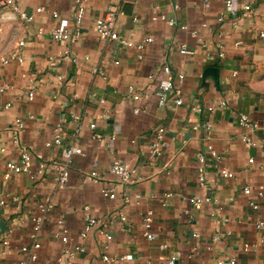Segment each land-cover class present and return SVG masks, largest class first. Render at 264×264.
I'll return each mask as SVG.
<instances>
[{
    "label": "crops",
    "instance_id": "0c3cea01",
    "mask_svg": "<svg viewBox=\"0 0 264 264\" xmlns=\"http://www.w3.org/2000/svg\"><path fill=\"white\" fill-rule=\"evenodd\" d=\"M15 2L34 20H22L8 9L0 14V59L18 51L24 60L11 59L0 70V86L8 87L0 93V264H55L60 258L63 264H168L172 256L176 264H264V225L259 226L264 198L256 196L264 187V0H84L82 36L76 43L50 37L61 22L75 30V0ZM112 7L122 8L116 30L124 38L152 42L137 50L99 37L94 24ZM161 15L175 19L176 26L154 20ZM183 46L193 54L182 55ZM166 65L171 75L164 73ZM162 81L173 86L164 106L157 97ZM226 99L230 109L216 107ZM8 103L12 107L6 110ZM197 106L216 110L199 115L193 111ZM242 113L258 125L254 133L240 125ZM18 120L24 131L15 142ZM59 126L64 143L83 150L71 160L63 188L51 175L32 179L8 171L6 164L18 163L23 147L41 152L50 164L63 163L57 147H45ZM161 126L165 148L161 157L152 158L154 131ZM249 134L256 147L243 142ZM209 144L220 162L209 155ZM201 155L207 156L203 184ZM115 162L135 171L132 185L121 184L111 173ZM222 168L234 177L222 178ZM247 186L253 190L250 196L244 193ZM111 187L115 199L103 195ZM125 195L132 199L128 204ZM135 195L141 196L139 205ZM191 199L210 201L196 205ZM42 203L54 209L33 242ZM86 208L99 224L83 238ZM150 211L152 241L144 235ZM61 217L69 231L68 247L85 248L74 258L64 256L65 246L56 236ZM33 254L35 263L29 262ZM127 256L132 259L122 260Z\"/></svg>",
    "mask_w": 264,
    "mask_h": 264
},
{
    "label": "built area",
    "instance_id": "2783aa9c",
    "mask_svg": "<svg viewBox=\"0 0 264 264\" xmlns=\"http://www.w3.org/2000/svg\"><path fill=\"white\" fill-rule=\"evenodd\" d=\"M227 8L229 10H232L233 3L232 1H228L226 4ZM248 8V7H246ZM8 9L12 13L18 15L22 20L32 22L34 20L33 15H28L27 13L21 11L18 4L15 2V0H0V14L2 11ZM175 9H179L178 6H175ZM38 12H42V9H39ZM86 13V7L84 4V0H75V30L73 28H70L69 25L66 22L59 23L55 29H53L50 33V37L54 41H63V42H69V43H76L82 36L81 32V25L84 21ZM55 16H57V13H54ZM123 15V11L121 7H112L110 8L106 15L100 19H98L94 24V31L96 34L101 37L103 40L107 42H117L120 46L127 48V49H137L142 50L146 43L152 42L151 38H147L142 43H135L134 41H130L126 38H124L117 30H116V23L119 18V16ZM154 20H161L167 22V24L171 27L176 26L175 19H169L165 15H161L160 17H154ZM40 34L43 33L42 30L39 31ZM261 37L264 38V34H261ZM24 45L23 42L19 43V47H22ZM180 53L182 55H189L193 54L192 51L187 49V47L183 46L181 47ZM220 59L224 58V54L220 53L219 55ZM11 59H17L19 63H23V58L19 54L18 51L13 52L9 57L7 58H1L0 59V70L1 68L7 66ZM88 60V58H86ZM163 71L167 75H171V67L170 66H164ZM95 72H99L98 70H95ZM150 78H153L151 76ZM183 76L180 75L179 79L183 80ZM59 80L63 81V77H59ZM8 87H1L0 86V93H4L7 90ZM173 92V86L172 83L169 81H162L159 84V88L157 91V97L159 100L160 105L164 106L168 103L170 95ZM129 93L132 95L134 100H139L141 95L135 91L133 87L129 88ZM34 95L31 93L29 95V99L33 100ZM177 106L182 105V100L178 98L175 101ZM12 107L11 103H8L4 106V109H9ZM221 109H230L229 106V99L222 100L219 102L218 106ZM215 106L207 107L206 109H203L200 106H197L193 108V111L199 115H201L204 110L208 113H214L216 110ZM135 113H139L138 110H135ZM31 118H34L33 116ZM239 123L242 127L246 128L247 130L251 132H255L258 129V125L254 123L248 115L246 114H239ZM74 119L79 120L78 116H75ZM96 125H91V129H95ZM194 129H198V127H195ZM210 129H207L209 131ZM24 131V123L21 120L17 121V125L15 128V137L14 141H19V132ZM165 135L166 131L164 127H158L154 131V141L151 145L150 149V155L152 158H158L161 157L163 154V150L165 148ZM96 138H98L96 136ZM243 142L248 145L249 147H256L258 145L257 140L254 139L252 134L244 135L242 138ZM45 147L47 149L57 147L58 150H60V154L62 156L63 163H52L47 160V158L41 153L32 151L31 149H27L23 147L20 151V161L18 163L14 162H8L6 164V167L10 173H16V174H28L32 179H38L42 177H46L48 175L53 176L57 186L59 188H63L69 181V168H70V162L75 156H80L83 154V150L81 147L77 145L73 146H67L64 143V138L62 134V127L59 126L56 129V135L55 138L51 141H48L45 144ZM6 150L2 149L1 152L4 153ZM208 153L209 155L216 160L217 162L221 161L220 155L215 151L214 147L209 144L208 146ZM206 162H207V156L201 155L200 156V167L198 168V177L199 182L201 184L205 183L206 181ZM37 164V168L34 169V164ZM52 170L54 172H52ZM111 173L115 175V177L119 180V182L123 185H132L134 183L133 175L135 171L126 163L123 162H115L111 166ZM219 175L222 178L232 179L234 177V174L227 170L226 168H222L219 171ZM244 193L247 196H250L253 194V190L247 186L244 188ZM103 195L109 199H115L116 198V190L114 187L108 188L103 191ZM169 196H172L170 194ZM256 196L258 199L264 198V187L256 192ZM134 199H137L138 201L136 204H140V195H135ZM124 202L126 204L131 202V197L129 195H125L123 198ZM210 199H191L190 202L196 205H201L204 202H209ZM0 205H4V201L0 202ZM251 206L254 209H258V204L255 201L251 202ZM54 209V206L51 203H42L39 205V216L37 218H34L35 222V233L31 235V240L33 242L37 239V234L41 230L45 220L47 219L48 213L51 212ZM87 212V215L85 217V223H84V229L82 232V237L85 238L90 231L96 227L99 224V221L91 216L88 213V208L85 209ZM153 212H148L144 218V229H145V237L147 240L152 241L154 239V235L152 233L153 229ZM120 218L122 221H126L127 217L124 213L120 215ZM57 225L59 227V230L56 232L57 238L60 239L61 243L65 246L64 247V256L67 258H74L77 254L82 253L85 251V248L82 246H76L74 248H69V231L65 226V219L63 217L59 218L57 221ZM264 223H260L259 226H263ZM194 237H197V235H194ZM4 245L8 246V241H4ZM23 252H28V248L24 247L22 249ZM105 260H108L107 257H104ZM132 259V256H127L123 258L122 260H130ZM29 262L35 263L36 262V255L33 254L29 258ZM177 257L172 256L170 258V261L168 264H176ZM19 264H28L26 261H22ZM55 264H63V259L60 258L56 261ZM217 264H225L224 261H218Z\"/></svg>",
    "mask_w": 264,
    "mask_h": 264
}]
</instances>
